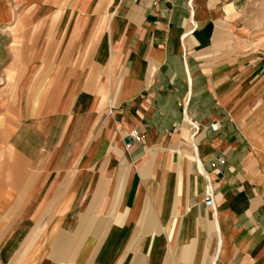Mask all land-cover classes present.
<instances>
[{"label":"crops","instance_id":"1","mask_svg":"<svg viewBox=\"0 0 264 264\" xmlns=\"http://www.w3.org/2000/svg\"><path fill=\"white\" fill-rule=\"evenodd\" d=\"M0 264H264L236 0H0Z\"/></svg>","mask_w":264,"mask_h":264},{"label":"rangeland","instance_id":"2","mask_svg":"<svg viewBox=\"0 0 264 264\" xmlns=\"http://www.w3.org/2000/svg\"><path fill=\"white\" fill-rule=\"evenodd\" d=\"M242 41L264 51V0H236Z\"/></svg>","mask_w":264,"mask_h":264},{"label":"built area","instance_id":"3","mask_svg":"<svg viewBox=\"0 0 264 264\" xmlns=\"http://www.w3.org/2000/svg\"><path fill=\"white\" fill-rule=\"evenodd\" d=\"M154 1H158V0H154ZM108 113H110V110L108 111ZM210 128H211L212 130H216V129H217V124H213V125H211ZM131 136H132L133 138L137 139V136H136V134H135L134 132L132 133ZM216 162H217L218 164H220V165L223 164V161L220 160V159H218V158L216 159Z\"/></svg>","mask_w":264,"mask_h":264},{"label":"water","instance_id":"4","mask_svg":"<svg viewBox=\"0 0 264 264\" xmlns=\"http://www.w3.org/2000/svg\"><path fill=\"white\" fill-rule=\"evenodd\" d=\"M127 141V140H126ZM130 141V140H129Z\"/></svg>","mask_w":264,"mask_h":264}]
</instances>
